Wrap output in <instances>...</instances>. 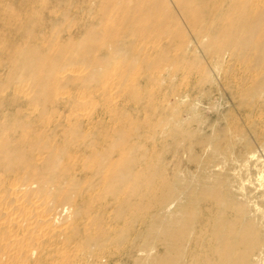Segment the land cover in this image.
<instances>
[{"label": "rangeland", "instance_id": "1", "mask_svg": "<svg viewBox=\"0 0 264 264\" xmlns=\"http://www.w3.org/2000/svg\"><path fill=\"white\" fill-rule=\"evenodd\" d=\"M228 1L192 0L204 13L197 21L183 14L181 0H0V139L38 135L70 167L69 178L45 181L48 192L24 199L17 194L15 202L0 193V211L9 221L0 220L5 250L0 264H149L139 250L152 241L146 237L152 210L121 209L125 198L136 197L107 180L120 175L113 165L119 154L136 160L133 172H154L156 182H169L176 194L187 184L195 192L196 163L210 161V147L204 153L201 147L210 142L224 148L235 142L234 132L248 127L257 133L264 120V103L256 96L264 88L258 86L264 80V48L257 47L264 42V22L251 44L228 45L218 34L233 21L224 14ZM252 1L255 10H264V0ZM68 33L78 47L65 72L78 80L59 84L44 104L25 71L12 69L9 56L25 45L55 52L52 43ZM85 53L104 63L92 79ZM250 107L255 127L244 124ZM67 138L74 144L66 145ZM62 144V152L55 149ZM91 148L108 159L89 157ZM231 148L230 158L242 151L238 144ZM43 164L39 159L37 165ZM22 180L10 179L5 189ZM251 192L252 201L262 199ZM26 207L35 215L32 222ZM43 218L50 223H41ZM198 229L195 224L193 239ZM154 245L162 253L161 242ZM186 246L184 262L194 264L193 242Z\"/></svg>", "mask_w": 264, "mask_h": 264}, {"label": "bare ground", "instance_id": "2", "mask_svg": "<svg viewBox=\"0 0 264 264\" xmlns=\"http://www.w3.org/2000/svg\"><path fill=\"white\" fill-rule=\"evenodd\" d=\"M181 1L182 12L186 17L197 21H201L204 18V13L192 6V0ZM228 2V7L230 8L224 14L233 21L219 29V36L232 47L237 43H242L243 45L251 44L253 35L259 31L260 25L264 22V10L256 9V11L252 0H229ZM49 24L54 26L56 23L50 20ZM44 26H39L40 31L44 29ZM28 33L32 35V29H28ZM33 37L34 35H32ZM58 38L62 40V38ZM65 38L59 43H52V46L56 47L55 52L48 50L39 51L34 47L25 45L23 48L14 49L9 56L12 69L25 71L26 76L35 87L36 98L44 104L47 103L51 93L59 84L74 83L78 80L70 73L65 72L67 65L75 58L72 51H75L78 47V42L73 41L71 33H68ZM257 47L263 49L264 42L257 44ZM66 53L69 55H65ZM82 57L84 61L93 67L88 76L89 79H92L99 74L104 65L101 62L102 57L91 56L88 53L82 54ZM258 86L259 88L264 87V80ZM263 90L264 88L256 93L259 98L258 101L261 103H264V98L262 99L264 96ZM260 106L258 105L257 107ZM245 113L244 124L252 123L251 127H255L254 122L251 120L253 108H248ZM259 127L260 130L257 133L254 132L255 129L252 131L248 127H244L240 132H234L235 142L226 144L224 148H221L217 143L211 147L210 142L201 147L203 153L207 152L208 147H210L211 153L209 157L207 156L210 161L199 158L196 163L199 185L195 192L187 184L181 186L182 190L176 194L170 188L169 182L162 179V182L158 184L155 180L154 172H133L136 160L131 157L127 158L122 153L119 154L118 160L113 165L118 170H121L120 175H108L107 180L118 187L126 186L127 194L136 197L134 202L125 198L121 209L131 208L135 211L152 210L150 220L146 224V237L151 238L152 241L147 249L139 250L141 253L144 252L146 254L149 264H185L186 244L188 245L190 242H193L194 245L191 252L194 264H264V120ZM72 133L74 134L75 132L70 134ZM35 136L34 139H28L26 136L18 138L17 136H12L8 139H0V169H3V173H0L2 199L7 195L8 197H6L11 202H15L17 201V194L23 195L24 199L36 192H48L49 188L45 185V181L50 180L52 177L56 178V180L69 178L70 167L65 164L64 158L53 152L50 142H44L43 138L41 140L38 135ZM55 136L54 134L53 138ZM97 139L101 138L98 136ZM74 142L75 140L67 138L65 144H74ZM100 143L99 140L98 145ZM65 144L59 145V147L56 146L55 149L59 148L60 152H62ZM236 144L242 148V151L230 158L227 150L229 147L233 148ZM98 145L95 142L92 146L96 147ZM85 147L88 148V146ZM90 152L89 157L93 159H108L107 154L104 155L93 149ZM39 159H44V164L41 166L37 165ZM229 162L231 163L230 166L228 165ZM232 164H236V166H232ZM19 175L23 178L22 184H11L10 188L5 189L4 185L7 184V181L10 179L15 180ZM251 191L259 192L262 199L260 201H252L249 196L252 193ZM183 198L186 200L185 203L181 201ZM198 203L208 205L203 209H196L195 205ZM4 204L5 201L3 206ZM29 204H31V201ZM18 205L21 206V204ZM18 208L17 212H19ZM26 210L27 207L24 212ZM5 216V211H0V220L3 223L9 222H5ZM29 216L28 220L31 221L35 215L30 216L31 219H29ZM36 220L37 218H35ZM45 221L43 218L41 223L46 225L48 222L50 223V221L46 223ZM195 224L199 228V236L193 239ZM46 227H49V225ZM7 231L4 233L5 235L6 233L7 235L10 234ZM29 232L31 233V231ZM205 233L208 234V239L202 237ZM4 234L3 238L5 237ZM21 237H24V235ZM29 237L31 238L32 236ZM24 238L21 240L24 241ZM1 241L0 257H3L5 250H2L3 244ZM16 241L19 243V238ZM154 241L161 242L162 253L158 254L159 251L155 247ZM19 244L21 246V241ZM26 244L28 245V241L25 246H27ZM22 247L24 246L22 245ZM29 247L27 246V249ZM24 252H27V250H24ZM147 255L150 256L147 257Z\"/></svg>", "mask_w": 264, "mask_h": 264}]
</instances>
